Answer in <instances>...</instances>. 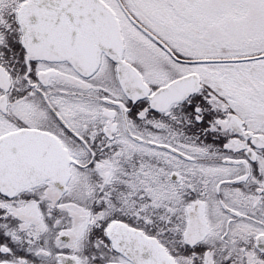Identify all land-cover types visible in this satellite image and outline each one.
Segmentation results:
<instances>
[{
	"label": "snow or ice",
	"instance_id": "obj_1",
	"mask_svg": "<svg viewBox=\"0 0 264 264\" xmlns=\"http://www.w3.org/2000/svg\"><path fill=\"white\" fill-rule=\"evenodd\" d=\"M0 264H264V0H0Z\"/></svg>",
	"mask_w": 264,
	"mask_h": 264
}]
</instances>
